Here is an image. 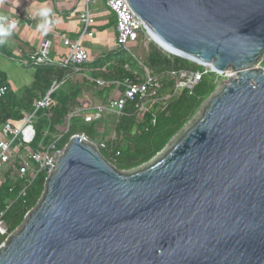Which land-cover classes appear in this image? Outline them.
Instances as JSON below:
<instances>
[{
  "label": "water",
  "instance_id": "water-1",
  "mask_svg": "<svg viewBox=\"0 0 264 264\" xmlns=\"http://www.w3.org/2000/svg\"><path fill=\"white\" fill-rule=\"evenodd\" d=\"M127 1L163 52L233 76L140 169L73 135L0 264H264V0Z\"/></svg>",
  "mask_w": 264,
  "mask_h": 264
},
{
  "label": "trees",
  "instance_id": "trees-1",
  "mask_svg": "<svg viewBox=\"0 0 264 264\" xmlns=\"http://www.w3.org/2000/svg\"><path fill=\"white\" fill-rule=\"evenodd\" d=\"M261 63L264 66V57ZM88 66L93 70L97 68V71L92 73L93 78L108 82L124 78L142 82L144 68L148 69L151 76L159 79L160 103L152 105L143 119L137 122L134 103L128 102L115 123V139L107 142V149L99 148L105 159L123 171L139 169L161 153L195 118L218 86L216 74L209 70L205 72L202 65L163 52L153 42L147 45L140 58L118 48L99 57ZM29 67L33 69V80L21 93L11 89L5 73L0 70V126L6 122L16 125L26 115L33 113L36 101L56 82L61 84L52 94L54 104L47 111L38 110L35 113V120L31 125L34 135L26 144V149L45 151L54 144V150H62L73 135H84L88 140L96 142L98 132L94 129V123H86L81 113H74L80 106L78 98L81 88L77 85L69 88L68 76L72 69L62 68L56 64ZM171 69L199 72L201 79L191 91L182 89L176 97L164 101L163 98L170 95L174 88L173 81L166 77L167 71ZM85 81L90 82L88 79ZM90 84L92 88L98 90L94 83ZM111 90L110 85L102 88L100 93L106 97ZM46 178L47 175L40 172L26 188L23 196L20 195L22 182L16 181L11 184V181L6 179L0 186V212L4 213L3 221L8 234H12L23 223L26 214L37 205L44 192ZM4 238H0V244Z\"/></svg>",
  "mask_w": 264,
  "mask_h": 264
},
{
  "label": "built area",
  "instance_id": "built-area-1",
  "mask_svg": "<svg viewBox=\"0 0 264 264\" xmlns=\"http://www.w3.org/2000/svg\"><path fill=\"white\" fill-rule=\"evenodd\" d=\"M84 1L86 6L79 15V19L83 26L82 36L87 35L91 37L94 35V32L90 31L89 28L94 24V19L87 5L89 0ZM104 2L108 10L113 13L115 17L117 47L126 50L134 56L127 48L128 44H136L141 36L149 37L142 21L134 14L127 0H104ZM80 42L81 38H77L75 41L68 38L63 40V45L67 48L68 54L58 65L62 68H71L73 74L79 72L84 65L91 62L88 53L84 50L83 46H81ZM49 54L50 43L46 41L42 43L40 48L29 56L28 59L31 65H47L51 64ZM125 68L128 69L127 66H125ZM205 70V72H207L208 69ZM166 77L173 81L174 88L170 95L163 98L164 101L168 100L170 97H176L182 89L191 91L200 81L201 73L171 69L167 71ZM143 78L144 80L142 82H134L129 78L113 80L111 82L100 78H91L89 80L100 89L109 87L110 85L112 87L107 105L103 107V110L114 113L118 121L126 104L132 102L134 103L135 119L139 122L148 111L146 107L148 103L161 101V99L158 98V91L161 87L159 79L151 76L146 68H144ZM60 84L61 83L54 82L49 91L36 101L33 113L26 115L19 123L13 125L10 122H6L0 126V170L5 164L11 162L9 181H11V184L16 181L23 183V188L20 192L22 196L26 188L40 172H44L47 177L53 173L59 158L67 146L66 145L62 150H54V144L47 147L45 151H29L26 149V144L30 142L34 135L31 125L35 120V113L38 110L47 111L53 106L54 101L52 94ZM120 90L122 93L118 94ZM98 111L101 113L102 108H99ZM154 122L153 119L152 123L154 124ZM81 136L87 139L84 135ZM113 137L115 139V134ZM95 143L98 148L107 149V142ZM45 169H47V172H45ZM3 216L4 213L0 212V238L9 235L3 221Z\"/></svg>",
  "mask_w": 264,
  "mask_h": 264
},
{
  "label": "crops",
  "instance_id": "crops-1",
  "mask_svg": "<svg viewBox=\"0 0 264 264\" xmlns=\"http://www.w3.org/2000/svg\"><path fill=\"white\" fill-rule=\"evenodd\" d=\"M16 2L17 0H0V14L12 18L16 15L20 21L18 27L13 31V34L8 37L6 43L1 46L11 51H17L19 65L21 67H27L31 65L28 59L29 56L35 53L42 43L47 41L50 43L49 57L51 64H60L67 53V49L63 45V40L65 38L75 40L81 31V27H83L79 15L86 6L85 1L19 0V6L17 8ZM29 4L33 5V9H30L29 14H26L25 9ZM87 5L94 19V24L89 30L93 29L94 35L85 39L82 45L84 50L88 53L91 62L84 65V67L81 68L82 70L77 73L73 74L72 70V73L68 76L69 88L74 85L81 88V94L78 98L80 106L76 108L74 113H81L86 123L96 124L98 134L101 133L103 136L98 141L104 142L103 140H105V142H112L114 137L111 139L105 138L104 130L112 125L115 127L117 117L114 113L103 110V107L107 105L110 93L105 97L100 93V88L97 87L99 91L97 89L95 90L92 88L90 82L85 80L93 78V71H97V68L93 70L92 67L88 66L89 64L106 53L114 52L118 49L116 45L115 17L113 13L108 10L104 0H90ZM41 6L48 7L52 10V15L49 19L53 23L49 27L38 31L37 24L40 23V20L38 18H33L30 13L34 8ZM13 10H15V12ZM57 20L59 21L58 23H56ZM121 93L122 91L120 90L118 94ZM158 103H160V101L148 103L146 106L148 111L152 108V105ZM99 108H102L101 113L98 111ZM10 171L11 164L8 163L6 178L3 180V183L6 179L9 181Z\"/></svg>",
  "mask_w": 264,
  "mask_h": 264
},
{
  "label": "rangeland",
  "instance_id": "rangeland-1",
  "mask_svg": "<svg viewBox=\"0 0 264 264\" xmlns=\"http://www.w3.org/2000/svg\"><path fill=\"white\" fill-rule=\"evenodd\" d=\"M90 31H93L94 32L93 29H91ZM82 32H83V27H81V31L79 32V35L77 36L78 39L81 38V42H80L81 46H83L82 43L84 42V40L87 39V38H89V36H87V35L82 36ZM77 38L75 40H77ZM75 40H72V41H75ZM149 43H152V41L150 40L149 37H147V36H141L139 44L138 43L137 44H128L127 48L129 49V51L134 56L140 58V57H142V54H144V51H145V49H146V47H147V45ZM7 49H5L3 46L0 45V70L5 73V75L7 77V81L9 83L11 89L13 91H15L16 93H21L26 87H28L32 83V80H33V69H32V67H29L30 65H28L27 67H21L19 65V62H18V53H16L17 51H11V50H9V49L7 50ZM67 54H68V51H67L65 57L67 56ZM258 66L259 67H264L262 65V63H259ZM205 69H208L209 70L208 67H205ZM217 76H218V86H217V89H216L215 93H218L223 88V86L227 83V77H226L225 74L217 75ZM204 107H205V105L202 106V108L197 113V115L195 116V118L188 124L189 126L194 121H196L199 118L200 113L202 112V110L204 109ZM67 126H68V123H67ZM93 126H94V129L97 130L96 124H94ZM114 128H115L114 125H112L111 127H108L106 130H104V132H105V138L111 139L114 136ZM185 128L183 129V131L185 130ZM179 135H177L172 140L173 143L178 139ZM102 137H103L102 134L99 133L97 135V137H96V142H98V143L102 142V141H98ZM103 141H105V140H103ZM167 149H168V146L161 153H159L158 155H156L152 160H154L155 158L159 157ZM150 162H148V163H150ZM7 167H8V164H6L3 167V169L0 171V186L3 184V180L6 178ZM140 168L141 167H139V169ZM134 170H136V169H134ZM10 235L11 234L7 235L4 238V241Z\"/></svg>",
  "mask_w": 264,
  "mask_h": 264
},
{
  "label": "clouds",
  "instance_id": "clouds-1",
  "mask_svg": "<svg viewBox=\"0 0 264 264\" xmlns=\"http://www.w3.org/2000/svg\"><path fill=\"white\" fill-rule=\"evenodd\" d=\"M19 6V0L16 2V8ZM30 9H33V5L29 4L25 9L26 14H29ZM15 12V10H13ZM31 16L33 18H38L40 23L37 24V30H42L49 27L53 22L49 19L52 15V10L48 7H37L31 11ZM59 21L57 20L56 23ZM20 21L14 16V18L7 15L0 14V45L6 43V39L13 34V31L18 27Z\"/></svg>",
  "mask_w": 264,
  "mask_h": 264
},
{
  "label": "bare ground",
  "instance_id": "bare-ground-1",
  "mask_svg": "<svg viewBox=\"0 0 264 264\" xmlns=\"http://www.w3.org/2000/svg\"><path fill=\"white\" fill-rule=\"evenodd\" d=\"M224 74H225V75H229V76H231V75H232V70H227ZM232 76H233V75H232Z\"/></svg>",
  "mask_w": 264,
  "mask_h": 264
}]
</instances>
